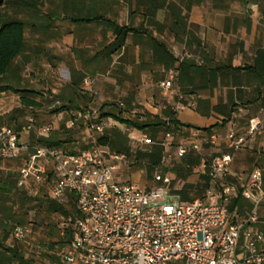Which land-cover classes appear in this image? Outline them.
Wrapping results in <instances>:
<instances>
[{
  "label": "crops",
  "instance_id": "obj_1",
  "mask_svg": "<svg viewBox=\"0 0 264 264\" xmlns=\"http://www.w3.org/2000/svg\"><path fill=\"white\" fill-rule=\"evenodd\" d=\"M2 12L6 20L24 21L23 51L0 82L10 87L0 91V125L7 122L16 129L20 143L48 146L44 139L60 140L55 147L66 154L81 151L92 142L83 116L90 109L106 126L94 135L103 150L112 152L108 148L122 144V134L128 139L126 159L115 161L118 181L151 189L160 184L154 181L160 169L172 177L169 201H219L229 183L234 189L228 206L240 197L233 209L241 217L254 207L241 188L259 167L264 191V132L235 153L224 179L212 178L210 163L228 150L229 131L247 134L249 119L264 117V0H4ZM171 72L177 75V93L165 96L159 81ZM24 88L37 105H22L17 89ZM10 92L19 104L9 108L3 99ZM31 117L34 127L24 131ZM46 126L52 130L45 131ZM169 129L175 133L173 143L198 141L199 148L178 160L165 154L161 142ZM141 135L153 144L134 145L132 137ZM145 147L157 167L132 172L131 159L138 165ZM28 152L14 159L0 157V170L18 175ZM163 154L166 161L157 159ZM14 160L17 167H7ZM119 169L130 174L118 177ZM48 171L42 183L29 181L24 189L31 193L35 186L66 207L70 194L53 198L56 177L50 166ZM73 215L77 208L66 216ZM258 219L256 227L264 231V195ZM13 231L6 241L11 247L17 243ZM36 247L24 252L32 264H63L62 249H46L54 260L37 261L31 251L39 257L45 253Z\"/></svg>",
  "mask_w": 264,
  "mask_h": 264
},
{
  "label": "built area",
  "instance_id": "obj_2",
  "mask_svg": "<svg viewBox=\"0 0 264 264\" xmlns=\"http://www.w3.org/2000/svg\"><path fill=\"white\" fill-rule=\"evenodd\" d=\"M176 79V73L171 72L159 81L163 95L177 93ZM95 114L87 109L83 115L92 133L91 145L72 154L42 144H22L16 129L0 125V157L18 158L29 149L18 170V186L25 187L29 181L42 183L50 166L56 177L51 190L53 198L75 194L78 215L64 220V226L73 230L72 242L59 252L63 264H169L180 260L184 264H264V231L256 227L264 195L259 167H254L241 188L242 195L254 205L243 217L228 206L234 189L229 183L223 187L219 201L208 202L200 197L185 203L169 201L167 186L172 177L160 169L154 176L160 184L151 189L115 178V161L126 159L127 154L111 156L98 145L94 135L103 133L106 126L95 120ZM249 120L247 134L229 131L228 150L211 159L214 180L224 179L235 153L249 138L264 132V117L253 116ZM73 124L68 122L69 127ZM33 127L31 117L22 129L31 131ZM44 130L52 128L46 126ZM174 135L169 129L161 143L180 157L200 146L198 141L175 146ZM132 139L137 144L154 142L146 135ZM13 229L15 240H24L26 228L17 224Z\"/></svg>",
  "mask_w": 264,
  "mask_h": 264
},
{
  "label": "trees",
  "instance_id": "obj_3",
  "mask_svg": "<svg viewBox=\"0 0 264 264\" xmlns=\"http://www.w3.org/2000/svg\"><path fill=\"white\" fill-rule=\"evenodd\" d=\"M3 4L4 0H0V82L16 57L23 51L25 45L24 21L6 20L2 12ZM9 89L10 87L8 86L0 85V91ZM17 91L21 92L20 101L24 107L28 105H37V102L30 97V91L28 89H17ZM172 123H174L175 128L180 125V123L174 119ZM43 142L51 147L61 146L62 144L60 140L52 141L50 139H44ZM17 182L18 175L16 172L0 170V264H32L33 262L32 258L29 259L25 257L24 251L19 243H16L13 247L8 246L6 243L16 224L24 225L27 223L28 214L26 210L29 207L28 205L39 196L38 191L36 195H30L24 187L18 186ZM14 194L16 197L13 198ZM69 194L71 198L70 210L66 209L64 205H61L58 200L49 199L47 194H44V196L46 199L50 200L49 208L51 210L57 211V209H59L65 214H69L76 211L75 194L73 192H69ZM239 200L240 197L234 201L230 208L233 209L234 205L238 203ZM16 204H18V207H16ZM62 229L64 232L61 234L60 232L58 233V240H50L48 246L45 247L42 245L36 246L40 247L41 251L45 253L46 249L49 247L58 250L57 248L70 244L72 242L73 229L70 226L64 225ZM17 242H20V240H17ZM57 245H59V247H57ZM49 256L53 257L52 254Z\"/></svg>",
  "mask_w": 264,
  "mask_h": 264
},
{
  "label": "rangeland",
  "instance_id": "obj_4",
  "mask_svg": "<svg viewBox=\"0 0 264 264\" xmlns=\"http://www.w3.org/2000/svg\"><path fill=\"white\" fill-rule=\"evenodd\" d=\"M3 101L9 103V108L11 106H17L19 104L17 95H15L11 92L4 96ZM5 123L7 124V122H2L1 124H5ZM88 132H89L88 134L91 136L92 133H91L89 128H88ZM121 136H122V138H120V139H122V144H115V145L113 144L112 148H108L112 151V152H108L109 154H111V156L114 155L115 153H118V152H116L118 150H122L120 152L124 153V152H126L125 148L129 147V144L127 141L128 139L125 138L124 134H122ZM129 140H131V139H129ZM179 140L180 139L176 140V142L174 143L175 146L179 145L178 144ZM129 143H131V141H129ZM134 145H137V143H134ZM143 145H142V147H144ZM150 151H151L150 148L145 147L144 151L142 152L143 153L142 156H140V161H139L140 163L138 165L133 164V162H135L136 160L131 159L132 162L130 163V167H132V170H133L132 172L138 171L141 169H145L146 171H152L153 169L155 170V168L157 166H154L152 164L157 163L155 160L156 158L148 156V153ZM166 153H167V155H169V154L174 155L175 154V157H173V159L178 160V158H177L178 154L175 151L173 152L171 148L168 147V149L165 151V154ZM124 154L126 155L127 153H124ZM165 154H163L161 157L157 156V159L161 158V161L162 160L166 161L165 160V158H166ZM169 159H171V158H169ZM169 159H167V160L170 161ZM18 164L19 163L14 160L12 162H9V165L7 164V167H10V166H12V168H13V166L17 167ZM153 166H154V168H153ZM128 170H129V168H128ZM120 171L121 170L119 169L118 170V173H119L118 177L121 176L122 174H124L125 177L127 176V174L128 175L130 174L127 171H126L127 174L122 173ZM124 172H125V170H124ZM152 172H150V173L152 174ZM144 175H145V173H144ZM36 192H37V188L34 186V187H32L31 193H29V194L34 196V195H36ZM44 192L42 191L39 194V196L37 198H35L34 201H31L29 203V205H28L29 207L26 210V212L28 214V221L26 224L21 225L24 228H26L27 232H26V236H25L24 240L17 242V243H19L20 247L22 248V250L24 252H29V249L31 246H35V245H42L43 247L48 246V243L50 240H52V241L58 240L57 236H58L59 232H60V234H61V232H64L62 227L64 225V218L67 214H65L64 212H62L59 209H57V211L51 210L49 208V205H50L49 201L50 200L45 198ZM14 197H16L15 194L13 195V198ZM16 207H18V204H16ZM66 209H69V210L71 209L70 203L66 205ZM66 219H67V216H66ZM56 226L60 229H58ZM66 246L67 245H63L62 247H59V245H57V247H59L57 249L59 251V250L65 248ZM48 250H52V249L49 247ZM53 250H55V249L53 248ZM31 254H32L31 256H34V258L37 261H40L43 258H44V260L45 259L52 260V258L49 257V253H47V252H45V254L42 257L36 256L32 252H31ZM169 264H184V261H182V260L173 261V262H170Z\"/></svg>",
  "mask_w": 264,
  "mask_h": 264
}]
</instances>
